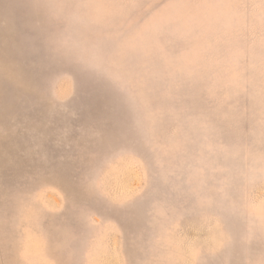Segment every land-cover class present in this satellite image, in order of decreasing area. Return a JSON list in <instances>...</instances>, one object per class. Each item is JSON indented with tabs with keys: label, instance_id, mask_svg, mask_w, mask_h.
Listing matches in <instances>:
<instances>
[{
	"label": "clouds",
	"instance_id": "9594fccd",
	"mask_svg": "<svg viewBox=\"0 0 264 264\" xmlns=\"http://www.w3.org/2000/svg\"><path fill=\"white\" fill-rule=\"evenodd\" d=\"M16 2L35 36L27 55L0 50V119L7 112L15 123L20 110L39 109L49 122L67 121L102 96L134 130L171 129L173 146L198 162L222 158L264 178V0ZM9 3L0 0V6ZM138 194L117 203L123 207ZM13 200V214L0 217V254L7 257L0 264H105L94 255L103 238L90 234L81 255L68 249L58 226L44 227L63 205L49 206L39 190ZM244 210L243 244L264 246V201ZM95 223L90 218L89 227ZM146 223L152 252L181 238L179 222L158 204L150 206ZM221 235L210 246L189 247L180 264H215L232 243ZM24 237L38 244L39 260L25 259ZM148 264L175 262L169 254ZM243 264H264V251Z\"/></svg>",
	"mask_w": 264,
	"mask_h": 264
},
{
	"label": "rangeland",
	"instance_id": "374dc122",
	"mask_svg": "<svg viewBox=\"0 0 264 264\" xmlns=\"http://www.w3.org/2000/svg\"><path fill=\"white\" fill-rule=\"evenodd\" d=\"M0 7V50L16 58L27 55L35 33L27 26L23 4L10 0ZM9 116L5 112L0 119V217L13 214L14 197L39 190L45 203L64 209L46 219L44 227L58 226L68 249L81 255L90 234L103 238L94 255L105 264H148L169 254L180 264L204 229L219 227L242 239L249 219L244 206L264 201L259 173L222 158L200 163L191 151L173 146L171 129L134 130L102 96L88 112L67 121L54 117L49 122L39 109L20 110L15 123ZM134 193L139 194L118 205ZM154 203L180 224L181 238L167 251L152 252L147 246V212ZM90 218L96 221L91 227ZM242 247L255 257L264 251L256 241ZM21 251L26 260L42 255L29 237L22 239Z\"/></svg>",
	"mask_w": 264,
	"mask_h": 264
},
{
	"label": "crops",
	"instance_id": "0c3cea01",
	"mask_svg": "<svg viewBox=\"0 0 264 264\" xmlns=\"http://www.w3.org/2000/svg\"><path fill=\"white\" fill-rule=\"evenodd\" d=\"M225 232L226 230L224 231L219 227L204 229V233L194 240L193 248L200 247L201 245L210 246L221 240L223 238L221 234H225ZM227 235L232 238V243L230 246L222 248L220 252L216 254L213 258L215 264H224L225 261H227V264H243L245 259L257 258L253 256L251 250H244L242 247V239H240V237L238 238L234 231H230Z\"/></svg>",
	"mask_w": 264,
	"mask_h": 264
}]
</instances>
